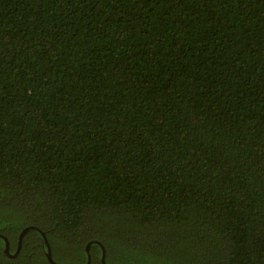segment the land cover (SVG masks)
Masks as SVG:
<instances>
[{"label":"trees","instance_id":"trees-1","mask_svg":"<svg viewBox=\"0 0 264 264\" xmlns=\"http://www.w3.org/2000/svg\"><path fill=\"white\" fill-rule=\"evenodd\" d=\"M25 227L0 264H52L42 232L61 264H264V0H0L11 254Z\"/></svg>","mask_w":264,"mask_h":264},{"label":"water","instance_id":"water-1","mask_svg":"<svg viewBox=\"0 0 264 264\" xmlns=\"http://www.w3.org/2000/svg\"><path fill=\"white\" fill-rule=\"evenodd\" d=\"M30 227H25L22 231H21V233H20V235H19V242H18V246H17V249H16V251L14 252V253H10L9 252V241H8V239H7V237L5 236V235H3L2 233H0V237H2L4 240H5V244H6V246H5V251H6V253H8L9 255H11V256H15L18 252H19V250H20V248H21V245H22V240H23V237H24V235H25V233L27 232V230L29 229ZM41 231V230H40ZM42 232V231H41ZM42 234L44 235V237H45V241H46V244H47V257H48V259H49V261L52 263V264H61V263H58V262H56L54 259H53V257H52V251H51V246H50V244H49V242H48V240H47V238H46V236H45V233L44 232H42ZM99 243V242H98ZM90 244H91V242H89L88 244H87V246H86V249H87V252H88V261H87V263L86 264H90V262H91V254H90ZM102 245V244H101ZM101 260H102V264H107V262H106V249H105V247L102 245V258H101Z\"/></svg>","mask_w":264,"mask_h":264}]
</instances>
